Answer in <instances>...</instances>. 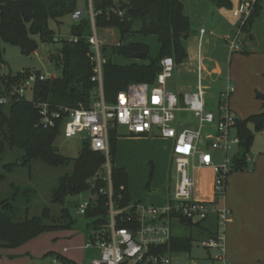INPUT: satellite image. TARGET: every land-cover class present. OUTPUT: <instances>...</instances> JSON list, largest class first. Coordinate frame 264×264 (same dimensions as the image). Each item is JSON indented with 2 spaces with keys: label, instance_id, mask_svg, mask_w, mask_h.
<instances>
[{
  "label": "built area",
  "instance_id": "built-area-1",
  "mask_svg": "<svg viewBox=\"0 0 264 264\" xmlns=\"http://www.w3.org/2000/svg\"><path fill=\"white\" fill-rule=\"evenodd\" d=\"M87 8L78 6L71 14L72 24L84 19L90 23L85 38L90 45V56L94 63L92 80L98 83V91L91 106L86 108L54 106L46 101H37L39 125L44 128H60L66 138L79 136L83 144L105 156L101 170L90 178L89 195L82 198L77 213L86 216L90 208L100 205V197H106L105 214L92 216L93 229L86 248H96L99 256L91 264H206L191 256L190 249H174L173 222L200 227L213 214L216 216V231L208 234L200 245L207 251L209 264H231L226 247V226L231 218V209L224 203L227 180L235 170L234 156L228 154L232 146L240 147L241 139L237 130L239 117L230 107V97L235 91L228 84L221 92L215 108L207 105L204 86V65L202 60L196 68L198 84L195 91L179 95L173 92L168 82L174 76L177 62L173 56L161 59V70L154 83L133 82L118 92L109 102L104 93L102 46L96 17L104 13L108 16H123L121 0H111L105 9H97L95 0H85ZM257 0H240L232 15L239 20L236 34L230 39V50L243 49L240 38L242 26L248 21ZM205 30H202L204 33ZM78 42L80 36L71 32L70 37H55ZM48 76L33 71L27 76L28 87L38 78ZM28 87L22 86L10 95L0 97V104L10 103L16 96H25ZM125 126L130 134L151 135L158 132L164 139L172 140V154L177 169V180L173 195L165 205L154 206L141 201L123 204V195H115L112 181L113 155L110 147V131ZM197 158V164L195 159ZM193 160L192 164L191 161ZM252 161V156H248ZM193 168L210 167L215 174L214 199L194 197L195 178L189 172ZM102 179L106 184L97 188ZM191 240V247L193 244ZM67 250V248H64ZM69 259V258H68ZM53 264H77L58 256Z\"/></svg>",
  "mask_w": 264,
  "mask_h": 264
},
{
  "label": "trees",
  "instance_id": "trees-1",
  "mask_svg": "<svg viewBox=\"0 0 264 264\" xmlns=\"http://www.w3.org/2000/svg\"><path fill=\"white\" fill-rule=\"evenodd\" d=\"M81 0H0V62L3 61L1 42L11 43L20 48L25 55H31L38 48L40 42L51 43L55 41L56 32L51 21L59 26L62 18L71 16L80 5ZM257 0L254 10L242 30L249 29L260 16L261 2ZM219 8H232L231 0H214ZM111 0H95L97 9H105ZM120 8L123 16H108L103 14L96 17L97 27L114 26L119 28L122 35L133 31L136 21L140 22V32L156 34L160 42L159 56L149 62H132L119 65L106 58L103 65L104 93L107 101H113L118 92L133 82L154 83L161 70L160 61L165 56H173L176 62L183 61L187 52L182 43L184 37L191 33L190 18L184 11L181 0H121ZM90 23L84 19L79 24L71 25V32L80 36L78 42L62 39L61 46L51 53V59L62 72L58 76L45 79L38 78L29 86L32 98L14 96L8 104H0V155L7 146L23 150L22 164L40 160L52 166L72 164L71 172L65 173L60 180L59 187L54 191L53 201L62 206L59 216L49 214L46 208L42 214L18 217L17 208L10 199L0 200V246L17 247L45 231L71 227L74 223L67 203L74 200L81 193L91 188L90 178L97 174L105 163V156L91 149L85 143L77 157L62 155L55 146L56 138L61 134L60 128H44L40 126V114L36 106L37 101H46L52 105L89 108L98 91V83L92 80L94 63L90 56V45L85 38L89 32ZM111 49L112 53H119L126 57H134L136 52H147L145 44L131 42L129 44H115L111 47L104 45V50ZM240 52L248 53L246 49ZM149 58V54L148 57ZM40 75V71H36ZM21 74H0V97L10 95L11 86L19 81ZM29 76V74H28ZM6 83V84H4ZM262 101V110L252 114L244 120H238L237 130L241 139V152L234 157L235 170L249 168L251 147L255 132L264 129V93L257 94ZM5 106H7L5 108ZM117 130L110 131V147L114 157L117 142ZM6 164L8 171L11 165ZM234 170V171H235ZM6 174H0V181ZM112 181L115 195H123V204L132 201L128 189V174L123 168L112 167ZM106 183L100 179L97 188ZM100 205L90 208L86 217L95 214H105L106 197H100ZM192 237H175L174 249L189 250ZM50 255L58 256L69 261L64 255L52 252Z\"/></svg>",
  "mask_w": 264,
  "mask_h": 264
},
{
  "label": "rangeland",
  "instance_id": "rangeland-1",
  "mask_svg": "<svg viewBox=\"0 0 264 264\" xmlns=\"http://www.w3.org/2000/svg\"><path fill=\"white\" fill-rule=\"evenodd\" d=\"M235 1L233 8L225 10L227 15H232L233 10L238 8L240 0ZM261 5V13L255 20L254 26L245 30V33L249 35L253 30V38L244 37L246 47L249 49L248 53L230 51L229 43H223L221 48L213 49L212 58L222 63L223 71L215 74L214 72L221 68L217 70L214 67L209 80L206 81L213 87L207 95L211 107L215 105L219 90L226 88L228 84L234 86L235 91L229 100L230 107L238 114L240 120L261 111L262 101L257 94L258 92L264 93V68H261V57L264 56V0ZM80 6L87 8L86 1L81 0ZM233 18L239 21L236 17ZM72 23L71 16L66 15L59 26L55 21H51V26L56 36L65 38L71 36ZM139 30L140 22L136 21L133 31L124 35L121 34L119 28L114 26L98 27V34L107 47L119 43L124 45L131 42L143 43L148 48L149 58L126 57L119 53H112L110 48L108 51L104 50V45L102 46V57L110 58L113 63L119 65L130 64L134 61L144 63L152 58L156 59L160 51L158 36L145 34ZM243 35L244 33H241V40ZM187 39L189 36L184 37L182 42ZM60 46L61 42L58 41L40 42L39 48L34 53L25 55L18 46L1 42L3 61L0 62V74L4 76L21 74L18 83L11 86L13 91L22 86L28 87L27 76L33 71H40L48 77L58 76L62 69L56 65V60L51 59V53ZM221 75L223 76L220 78ZM175 77L176 73H174ZM25 96L31 99L32 91L28 89ZM116 137L113 165L127 172L128 189L132 200L154 206L165 205L166 199L173 195L178 177L172 154V140L164 139L158 132L151 135H133L125 126L117 128ZM83 145L79 136L66 138L63 133L55 140L58 152L70 157H77ZM252 147L253 155L255 151H264V129L255 132ZM240 150V147L232 146L228 154L234 156ZM23 159V150L10 146H7L0 155V174H6V177L0 181V200L10 199L17 208L18 217L40 215L46 208L49 209L50 215L59 216L62 206L53 201V194L59 187L61 177L71 172L72 164L52 166L40 160L22 164ZM15 162L16 164L11 165L12 169L8 171L5 165ZM192 162L193 160L191 164ZM189 172L196 181L194 197L197 199L212 197L210 174L201 170L194 174L191 165ZM88 195L89 193L85 191L82 193V198L85 199ZM70 213L74 220L71 227L45 231L17 247L0 246V264H53V256L50 255L52 252L60 253L77 264H91V261L100 254L96 248L85 247L93 229L92 217L78 214L76 208L71 209ZM204 228V225L194 228L176 221L172 224L174 235L192 237L194 240L190 249L191 256L209 264L206 259L207 251L200 245L202 239L207 236ZM64 248L68 250L64 252Z\"/></svg>",
  "mask_w": 264,
  "mask_h": 264
},
{
  "label": "crops",
  "instance_id": "crops-1",
  "mask_svg": "<svg viewBox=\"0 0 264 264\" xmlns=\"http://www.w3.org/2000/svg\"><path fill=\"white\" fill-rule=\"evenodd\" d=\"M181 1L185 13L190 18L191 33L189 39L182 42L187 56L183 61L177 62L176 77L173 76L169 80L168 86L179 95L195 91L198 84L196 68L199 60H202L204 65L203 82L207 98L208 91L213 89L211 84L206 82L213 72L211 70L214 67L217 70L221 68L214 72L215 74H220L223 71L222 63L212 58L213 49L219 48L223 43L230 42L238 30L239 21H236L233 15L226 14L225 10L231 8H219L215 5L214 0ZM231 2L233 8L236 1L231 0ZM254 24L255 21L252 26ZM203 29L204 33H202ZM242 33L245 35L242 38L243 49L249 51L245 38H253V30L251 35L246 34L245 31ZM261 59V68H264V56ZM212 77L214 76L212 75ZM228 80H230L229 77ZM224 89L218 91L213 107L210 106L207 98L209 108L213 109L217 106L219 96ZM260 110H262V105ZM251 155L252 161H250L248 169L235 170L229 175L226 196L220 202V204H226L232 211L230 221L226 226L227 255L231 264H264V151H255V154L251 153ZM197 162L196 158L195 163L197 164ZM198 170L210 174L212 197L208 200H213L215 197V174L212 168L199 166L193 168V173L195 174ZM203 225L206 235L216 231V216L213 214Z\"/></svg>",
  "mask_w": 264,
  "mask_h": 264
},
{
  "label": "water",
  "instance_id": "water-1",
  "mask_svg": "<svg viewBox=\"0 0 264 264\" xmlns=\"http://www.w3.org/2000/svg\"><path fill=\"white\" fill-rule=\"evenodd\" d=\"M134 57L144 59V58L148 57V53L147 52H136L134 54ZM0 67H1V65H0ZM81 200H82V193L80 195H78L75 200H72V201L67 203L68 208L75 209L77 206H79V204L81 203Z\"/></svg>",
  "mask_w": 264,
  "mask_h": 264
}]
</instances>
